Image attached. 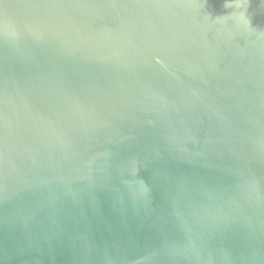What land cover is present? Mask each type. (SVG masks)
Masks as SVG:
<instances>
[{
	"label": "water",
	"instance_id": "water-1",
	"mask_svg": "<svg viewBox=\"0 0 264 264\" xmlns=\"http://www.w3.org/2000/svg\"><path fill=\"white\" fill-rule=\"evenodd\" d=\"M0 264H264V0H0Z\"/></svg>",
	"mask_w": 264,
	"mask_h": 264
}]
</instances>
